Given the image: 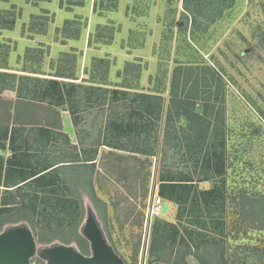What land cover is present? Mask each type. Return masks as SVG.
<instances>
[{"label": "rangeland", "instance_id": "1", "mask_svg": "<svg viewBox=\"0 0 264 264\" xmlns=\"http://www.w3.org/2000/svg\"><path fill=\"white\" fill-rule=\"evenodd\" d=\"M81 1L84 7L70 6L71 0H0V69L50 73L74 80L85 72V82L98 88L162 96L163 115L154 137L156 157L121 151L104 153L109 151L105 149L94 180L87 172L91 169L84 171V179H69L77 190L73 195H81L85 208L80 235L83 237L82 227L91 209L126 264H150L156 219L177 223V205L158 196L161 162L169 171H193L192 166L179 163L181 158H177L174 146H167L173 143L167 140L165 129H169L167 112L174 65L207 64L225 75L227 119L234 130L229 148L234 141L236 147L231 150L238 155L231 160L226 176L231 190L229 231L219 243L206 242L199 249L180 242L176 244L179 255H171L170 244L165 260L157 264H223V249L229 264H244L246 258L247 264H264V0H235L233 9H226L221 17V13L214 14L215 20L207 21L208 26L193 22L184 0H99L107 9L100 7L97 12L96 0ZM8 21H14V26ZM170 23L173 27L168 29ZM106 24L112 25L110 30L103 29ZM106 99L110 101L109 95ZM130 99L128 96L119 104H127ZM17 104L7 108L0 103L1 116L11 110L0 124H15ZM109 106L97 110L100 118L94 132L100 137L93 136L96 142H102L107 117L115 111ZM122 108L117 107L120 115L125 112ZM176 127L171 128V137L179 133L180 126ZM212 185V181L203 182L200 187L209 189ZM90 186L96 190V198L103 201L101 205L90 196ZM258 200L259 207L255 204ZM165 205L169 209L163 213ZM19 218V213L12 217L15 221ZM183 222L186 225V220ZM20 225L31 228L35 237H50V230L34 228L27 221L7 224L0 233ZM36 241L38 253L33 264H46L44 251L64 244L40 243L37 237ZM64 245L91 255L89 243L87 251L76 242ZM185 251L193 255L186 261L181 254Z\"/></svg>", "mask_w": 264, "mask_h": 264}, {"label": "trees", "instance_id": "2", "mask_svg": "<svg viewBox=\"0 0 264 264\" xmlns=\"http://www.w3.org/2000/svg\"><path fill=\"white\" fill-rule=\"evenodd\" d=\"M71 1L73 3L70 6H85L81 0ZM184 2L188 15L194 17L193 22L206 26L207 21L215 20L214 14L221 13V17L226 9H233L235 5V0ZM104 4H99V0H96L94 12L100 7L106 10ZM112 8H117V4ZM205 11L208 14L204 15ZM8 22L11 27L14 26V21ZM110 26L112 25L106 24L103 29L110 30ZM171 27L172 23L168 25V29ZM261 41L264 43V32ZM194 53L199 55L198 51ZM202 66L191 63L184 66L176 63L171 76V99L167 112L169 129H165V134L167 140H172L173 143L167 146H174L177 149V158H181L179 163L192 166L193 171H175L174 168L169 171L164 161L161 162L158 196L177 205V223L156 219L152 228L150 264L165 260L164 255L169 253L170 244L171 255H176L180 254L176 247L180 242L199 249L206 242L217 244L221 238L228 235L227 213L231 190L226 176L233 164L231 160L238 156L231 150L236 147L234 141L233 147L229 148L230 133L234 135L227 119L226 102L229 93L225 75L210 65ZM28 80L26 76L0 72V91L14 87L19 81L23 83ZM71 86L73 89L75 85ZM98 93L101 107L109 103V107L115 108L113 114L107 117L108 122L101 136L100 146L135 155L156 157L158 154L154 137L163 115V97L105 88H98ZM108 95L110 101L106 99ZM128 96H131L129 102L120 105L119 102ZM117 107H123L125 112L120 115ZM71 112L74 114L73 107ZM176 125L180 126L179 133L176 132L174 137H171V128L175 130ZM5 132H8L7 127ZM232 138L234 140V137ZM2 148H5V145L2 144L0 149ZM3 161L4 157L0 156V231L7 224L27 221L34 228L41 227L51 231L49 238L44 234L36 236L40 243L76 242L81 249L87 251L88 242L79 233L85 215L83 200L81 195H73L77 191L74 190L75 185L64 176L62 168L30 173L26 170L29 161H25L24 166L15 165L12 163L14 160H9L10 164L6 167H3ZM211 181V188L200 187L201 183ZM90 187V196L95 199V203L101 205L103 201L96 198V190L93 186ZM256 202L259 207L260 201ZM18 213L20 218L13 220L12 217ZM66 234H71L72 237ZM110 239L112 240V235ZM181 254L185 261L188 257H193L190 251ZM225 254L226 250L223 249L220 260L223 264H229L225 260ZM244 264H247V258Z\"/></svg>", "mask_w": 264, "mask_h": 264}, {"label": "crops", "instance_id": "3", "mask_svg": "<svg viewBox=\"0 0 264 264\" xmlns=\"http://www.w3.org/2000/svg\"><path fill=\"white\" fill-rule=\"evenodd\" d=\"M11 70L3 68L0 72L26 76L29 80L0 91L1 105L8 108L18 103L19 107L14 125L0 124V147L5 145L0 149V156L4 155L3 167L10 164L9 160L24 166V162L29 161L26 170L30 173L62 168L64 176L71 180L84 179V171L91 169L87 172L94 180L103 150L109 149L104 153L115 151L100 146L101 139L96 142L100 137L94 132L100 118L98 87L85 82V72L74 80L50 73ZM71 85L76 86L73 87L75 92L71 91ZM4 112L6 115L11 110ZM4 115H0V119ZM6 127L8 132H5ZM89 137L91 140L87 143Z\"/></svg>", "mask_w": 264, "mask_h": 264}, {"label": "water", "instance_id": "4", "mask_svg": "<svg viewBox=\"0 0 264 264\" xmlns=\"http://www.w3.org/2000/svg\"><path fill=\"white\" fill-rule=\"evenodd\" d=\"M169 206H164L166 213ZM83 237L90 244L87 256L72 246L55 244L44 252L46 264H126L109 243L104 230L91 209L82 227ZM38 244L33 230L26 225L12 226L0 233V264H33Z\"/></svg>", "mask_w": 264, "mask_h": 264}, {"label": "built area", "instance_id": "5", "mask_svg": "<svg viewBox=\"0 0 264 264\" xmlns=\"http://www.w3.org/2000/svg\"><path fill=\"white\" fill-rule=\"evenodd\" d=\"M162 209V207L160 208V210Z\"/></svg>", "mask_w": 264, "mask_h": 264}]
</instances>
